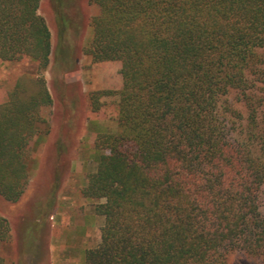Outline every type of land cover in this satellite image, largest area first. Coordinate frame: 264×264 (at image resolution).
Masks as SVG:
<instances>
[{"label":"trees","instance_id":"obj_1","mask_svg":"<svg viewBox=\"0 0 264 264\" xmlns=\"http://www.w3.org/2000/svg\"><path fill=\"white\" fill-rule=\"evenodd\" d=\"M89 2L84 52L118 62L121 87L98 97L114 102L117 129L97 135L83 189L104 218L85 264H227L234 249L264 258V0ZM39 3L0 0L1 61L47 68ZM51 103L45 81L26 75L0 103L7 201L26 189L28 143ZM9 239L0 215V264Z\"/></svg>","mask_w":264,"mask_h":264},{"label":"rangeland","instance_id":"obj_2","mask_svg":"<svg viewBox=\"0 0 264 264\" xmlns=\"http://www.w3.org/2000/svg\"><path fill=\"white\" fill-rule=\"evenodd\" d=\"M38 13L51 35L47 68L39 72L27 58L0 60V103L21 75L43 79L52 98L28 143L23 195L17 202L0 196V215L10 225L1 254L7 264H85V251L99 244L101 226L85 232L74 225L84 215H99L95 204L102 200L86 197L83 189L96 169L97 135L117 129L114 102L98 97L119 90L120 64L92 63L84 52L97 13L89 0H40ZM259 53L264 58V49ZM227 264H264V258L234 249Z\"/></svg>","mask_w":264,"mask_h":264},{"label":"crops","instance_id":"obj_3","mask_svg":"<svg viewBox=\"0 0 264 264\" xmlns=\"http://www.w3.org/2000/svg\"><path fill=\"white\" fill-rule=\"evenodd\" d=\"M99 217V215L95 214L84 215L82 219L76 224V226L74 225V228H78L85 232H88L89 230L93 229V227L96 229L102 226L103 224L104 218L102 217V219H100Z\"/></svg>","mask_w":264,"mask_h":264}]
</instances>
